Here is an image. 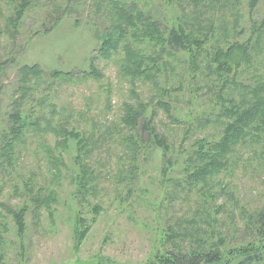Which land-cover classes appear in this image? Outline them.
<instances>
[{
	"label": "rangeland",
	"instance_id": "1",
	"mask_svg": "<svg viewBox=\"0 0 264 264\" xmlns=\"http://www.w3.org/2000/svg\"><path fill=\"white\" fill-rule=\"evenodd\" d=\"M18 1L0 0V133L8 127L12 98L21 93L18 70L25 64L38 65L43 72L35 96L40 95L44 85L53 83L55 96L51 95L50 101L59 112L56 121L65 119L68 127L87 132V138L94 125L98 130L90 144L93 187L86 194L80 193L77 186L75 141L70 140L67 149L58 148L62 162L54 176L48 170L40 143L34 141L19 150L22 180L35 173V184L48 187L55 199L49 210L27 214L25 233L19 237L8 213V209L23 203L12 193L13 186H20L21 180L13 173L0 197L7 204L6 209H0V264H151L157 251L173 248V242L167 241L166 236L171 231L185 229L192 235L179 240L185 249L196 246V241L207 246L218 245L222 240L223 250L245 243L258 244L261 238L255 235L250 217L264 206V154L261 153L264 147L250 148L248 144L238 151L231 170L220 173L209 189L189 191L176 184L185 176L183 160L177 152H172L176 171L163 177L161 151L145 144L135 156L137 159L132 160L120 135L129 132L121 124L120 128L116 127L124 103L134 102L131 94L134 86L139 97L148 102L149 111L156 110L157 131L164 133L177 150L186 145L181 144L184 132L189 135L196 124L205 125L207 114L201 109L212 105L213 102L209 103L215 85L207 87L199 82L197 89H193L194 86L185 83L183 90L170 99L173 104L169 117L154 106L161 96L158 90L139 79L133 82L125 77L120 70V55L98 57L100 41L95 30L102 28L103 20L93 7L96 0H31L33 6L14 27L10 19ZM137 4L164 22L172 23L176 19V10L167 0H138ZM238 8V25L243 26L250 15L246 1L242 0ZM252 15L257 21L262 19L264 0H259ZM233 38L242 40L243 36L237 33ZM260 54H264V37ZM92 55L96 56L94 62L99 75L82 79L81 73L90 70ZM259 64L264 70V57ZM54 70L73 72L72 82L58 83L49 74ZM25 105L28 111L32 102L26 100ZM49 106L46 101L42 107L47 111ZM197 110L192 120L196 123L191 125L186 111ZM198 118L201 119L197 121ZM205 130L210 134L216 132L210 127ZM52 140L46 135L41 143L53 144ZM25 200L30 205L28 197ZM78 217L85 224L76 225ZM86 225H90L89 229L82 234ZM261 251L263 260L256 264H264V248ZM239 260L236 257L230 264Z\"/></svg>",
	"mask_w": 264,
	"mask_h": 264
},
{
	"label": "trees",
	"instance_id": "2",
	"mask_svg": "<svg viewBox=\"0 0 264 264\" xmlns=\"http://www.w3.org/2000/svg\"><path fill=\"white\" fill-rule=\"evenodd\" d=\"M137 1L93 2L95 12L103 20L102 28L95 30L100 41L96 50L98 57L120 55V70L125 77L131 78L133 82L139 79L158 90L161 96L153 102L154 106L162 109L169 117H172L173 104L170 99L183 90L185 83L194 86L193 89H197L199 82L207 87L215 85L216 91L210 98L209 104L213 102L212 105L201 109L207 114L205 125L196 124V129L189 135L184 132L181 144L186 145L174 150L164 133L157 131L154 124L156 110L149 111L148 102L139 97L133 86L131 94L134 102L124 103L122 115L116 124L117 128L121 124L129 132L120 133L122 143L132 160L137 159L135 156L140 154L145 144H148V148L159 149L160 172L163 177L176 171L172 152H177L179 159L183 160L185 173L181 181H176L177 187L187 188L189 191L193 188L209 189L211 183L218 180L220 173L231 170V164L238 159L239 150L248 144L250 148L264 147V70L262 64H259L264 57V54H260L261 39L264 37V16L257 21L252 15L259 0H245L250 15L247 17L248 23L243 26L238 25V6L242 0H167L177 13L172 23L150 15ZM33 4L31 0L17 2L10 19L12 26H16ZM46 30L45 28L44 31ZM237 33L242 34V40L233 38ZM95 58V55L91 56L90 70L81 73L82 79L99 75ZM18 71L22 80V87L19 88L21 93L12 98L11 111L7 115L8 127L0 133V197L7 181L14 176L21 177L19 173L23 171V163L19 150L34 141L41 144L52 176L59 171L62 162L61 155L57 154L58 148L67 149L69 141H75L74 161L79 169L77 186L80 193H88L94 180V169L89 161L90 144L93 143V135L98 128L94 125L87 138V132L80 131L75 126L68 127L65 119L56 121L55 116L59 112L50 101L51 95L55 96L52 91L53 83L44 85L40 95L35 96L39 90L37 86L41 83L42 69L38 65L25 64ZM49 74L58 83H70L73 80V72L54 70ZM26 100L32 102L28 111ZM46 101L50 104L47 111L42 107ZM197 112L198 110L186 111L185 118L189 124L196 123L192 120H195ZM208 127L216 132L207 133L205 128ZM46 135L53 138V144L47 143L48 141L41 143ZM261 153L264 154V150ZM31 173L27 179L22 180L21 177L20 186L14 185L12 188V193L18 195L23 203L12 210L8 209L19 237L25 233L27 214L40 213L42 209L49 210L55 199L48 187L44 189L35 184L37 175ZM166 179L172 181L171 177ZM227 187L228 184L225 189ZM45 194L47 195L42 197ZM26 197L31 202L30 205L26 202ZM6 208L7 204L0 201V209ZM250 221L256 230L255 235L261 238L258 244L245 243L223 250L220 248L224 244L222 240L218 245L211 243L207 246L196 241V246L190 245L185 249L179 240L192 235L186 229L181 232L171 231L166 240L173 242V248L157 251L151 264H230L236 257H240L236 264L261 262V249L264 248V206L251 215ZM78 224H85V220L78 217L76 225ZM89 226H85L82 234L88 231ZM74 232H77L76 228Z\"/></svg>",
	"mask_w": 264,
	"mask_h": 264
}]
</instances>
